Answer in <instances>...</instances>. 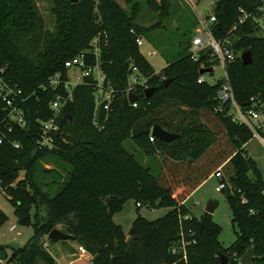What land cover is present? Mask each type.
I'll use <instances>...</instances> for the list:
<instances>
[{"label":"trees","instance_id":"obj_1","mask_svg":"<svg viewBox=\"0 0 264 264\" xmlns=\"http://www.w3.org/2000/svg\"><path fill=\"white\" fill-rule=\"evenodd\" d=\"M55 1L59 4L52 9L55 24L50 30L36 0H0V72L24 96L32 94L23 106L26 126L15 125L11 133L0 100L4 135L0 186L15 209L17 222L34 230L31 240L14 252L8 264H56L43 247L55 229L76 237L75 244L91 255L92 264H222L220 253L230 259L229 264H240L250 247L255 261L264 262V178L243 148L255 134L264 138V122L260 121H264V37L256 36L259 27L254 18L261 8L259 0H217L214 9L216 37H225L237 26L229 37L239 55L228 66L227 76L238 105L260 114L254 129L216 111L223 81L199 83L204 77L200 70L211 68L213 72L217 63L209 51L194 61L191 40L184 55L161 73L141 52L136 40L148 31L162 29L170 18L168 0H160L158 6L148 0L160 18L148 29L137 24L139 3L127 13L116 0ZM241 10L249 18L240 25ZM96 48L100 58L95 56ZM246 51L252 53L251 65L241 61L240 54ZM79 55L85 57L87 67L101 63L104 88L110 84L116 90L110 109H104L106 102L97 107V81L86 77L74 90L73 102L59 115L62 134L56 136L57 149L38 150V120H49L53 116L50 102L58 94L67 95L65 63ZM135 68L139 81L146 80L155 89L149 98L141 85L129 81ZM57 73L61 85L53 90L49 80ZM132 93L141 97L135 105L129 102ZM69 116L70 124L65 119ZM157 125L180 135L179 139L152 143L150 134L132 137L135 129L152 130ZM127 140L164 155L159 175L128 153ZM50 163L54 169H47ZM226 164L234 172L226 177L227 187L221 193L239 229L236 242L228 249L219 241L222 228L212 215L205 212L197 218L184 204ZM129 200L172 210L154 222L138 216L131 231L138 238L127 242L113 217ZM8 219L0 211V226ZM69 242L61 243L68 246Z\"/></svg>","mask_w":264,"mask_h":264},{"label":"rangeland","instance_id":"obj_2","mask_svg":"<svg viewBox=\"0 0 264 264\" xmlns=\"http://www.w3.org/2000/svg\"><path fill=\"white\" fill-rule=\"evenodd\" d=\"M95 1L98 2V0ZM154 1L158 6L160 0ZM168 1L171 4V16L164 23L163 28L148 31L144 36H141L144 43L140 49L150 60L151 65L157 73H161L168 63L175 62L184 55L185 45L190 42L195 35V28L193 25L196 22V11L202 14L211 11L210 3L213 0H205L203 2L190 0L194 8L186 0ZM36 2L38 10L45 21L46 28L52 30L55 24V17L52 9L56 4H59V2L57 3L55 0H36ZM120 2L121 4H118L127 11V13L131 12L132 5L135 3L140 4L141 12L137 19V24L145 29L156 25L160 20L159 14L155 13L151 7H149L152 5H149L151 3H149L148 0H120ZM97 13L101 20L100 13ZM254 18L259 27L256 36L264 37V11H257L254 14ZM233 40H237V38H233ZM153 52L156 54L152 55ZM100 55L101 54L99 53L98 58H100ZM236 55L238 56L239 53ZM99 66V73L94 77L97 79L98 83L102 85L103 91H97L95 95H97L102 101H105L110 97V94L114 95L113 92L116 90L110 84L107 85V89L104 88L106 77L102 71L101 63H99ZM68 75L70 84L73 86V84L78 83L77 78L81 76V73L78 69H71ZM224 77L225 70L218 63H214L212 73L204 75L205 80L211 85L222 82ZM129 81L131 83L132 78H130ZM260 121L264 122L263 119ZM124 147L143 167L150 169L153 175L157 176L160 174L164 160V155L162 153L152 150L147 151L140 148L133 140H127L124 143ZM243 148L264 178V142L260 140L259 136L255 135L254 138ZM46 167L47 169L55 168L52 163L47 164ZM68 170H70L69 167ZM233 172L234 170L230 164H226L223 167V174L225 177L229 178ZM253 176L254 174L251 172L249 177L252 178ZM219 184L220 181L213 176L197 189V191H195L184 204L191 214L197 218H201L205 213V209L210 201H214L218 204L212 217L214 222L222 228L219 241L225 249H228L236 242L239 229L232 223L233 214L225 196L223 193L216 191ZM141 205L142 207L138 208L135 200H129L124 204L123 209L113 217V221L122 227L127 239L131 236L133 223L138 216L143 217L148 222H154L163 219L172 210V208L169 207H159L157 205L151 206L147 203H141ZM0 211L9 218L2 226H0V247H2L7 254L5 263L8 264V261L13 257L15 252L12 248L8 247V245L11 243H18L21 247L26 246L33 237L34 230L32 227L23 226L17 222L15 209L8 200V197L2 190L1 186ZM12 226H16L15 231H11ZM67 245L68 246L63 245L61 242H50L49 251L56 257L58 261L57 263L91 264L86 258L87 256L84 257V255L79 253V246L76 245L75 242L70 241Z\"/></svg>","mask_w":264,"mask_h":264},{"label":"built area","instance_id":"obj_3","mask_svg":"<svg viewBox=\"0 0 264 264\" xmlns=\"http://www.w3.org/2000/svg\"><path fill=\"white\" fill-rule=\"evenodd\" d=\"M189 4L192 5L190 0H186ZM205 0H198V2H203ZM261 4L260 11H264V0H259ZM217 5V0H213L210 3L211 11L202 14L196 11V20L197 26L195 28V35L192 38L190 53L192 55V59L194 61H198L201 53L210 52L211 57L215 60L220 66H222L225 70V77L223 80V84L218 92V100L219 106L217 107L216 111L220 114L226 113L228 117L231 118L233 123L237 124H245L252 129H254L253 122H257L260 119V114L254 109H247L243 110L238 103L236 102L233 94V89L228 81L227 76V68L228 66L236 60V53L233 48V43L231 38L229 37L234 30L237 29L235 26L225 37H216L214 34V26L217 23V17L214 14V9ZM193 6V5H192ZM194 8V6H193ZM249 15L244 11L241 10V16L239 19V24H243ZM137 45L141 48L143 46V40L138 38L136 40ZM95 56L99 57L100 51L96 48ZM99 64L96 67H87L85 57L83 55H79L65 63V68L67 69L68 73L71 69H78L81 73V76L78 77V83L70 84L69 75L68 81L64 83V87L66 90L67 95L58 94V96L53 99L49 107L53 112V116L49 120H38L41 126V132L39 137L37 138L35 145L38 150H54L57 149L56 146V136L62 134L61 127L58 123V118L62 110L71 102H73V92L74 90L84 84L86 77H93L99 73ZM134 75L132 76V83H137L141 85L144 90L148 89L149 86L146 84V80L139 81L136 76L137 69H133ZM4 71L0 72V100L5 104V111L7 113V117L5 118L6 128L11 133L14 130V126L17 125L19 127L24 128L26 126L25 117H24V104L32 97L31 95L24 96L23 92L17 85H13L9 78L4 77ZM81 80V81H80ZM205 82V78L201 77L199 79V83ZM61 85L60 74L57 73L49 80V87L53 90H56ZM45 89V87H43ZM97 88L99 91H103L102 85H100L97 81ZM114 95L110 94V97L102 101L97 95H95V101L97 107H99L102 103L106 102L104 105V109L109 111L112 100ZM95 125L98 126L97 116H95ZM260 128V127H259ZM151 135V134H150ZM155 137L151 135L150 142H155ZM4 141V135L0 131V145ZM14 146L19 148L20 145L15 143ZM216 179L220 181L219 186L216 188L217 192H222L227 187V179L223 174V167L219 169L214 175ZM140 204H137V207H140ZM16 226L11 227V231H15ZM47 240L44 241L43 247L46 251H48L51 256L55 259L56 264L57 259L56 257L49 251L50 247V240L46 237ZM78 251L81 255H86V250L79 246ZM254 261L252 264H264V262ZM0 264H7L5 260L0 258Z\"/></svg>","mask_w":264,"mask_h":264},{"label":"water","instance_id":"obj_4","mask_svg":"<svg viewBox=\"0 0 264 264\" xmlns=\"http://www.w3.org/2000/svg\"><path fill=\"white\" fill-rule=\"evenodd\" d=\"M80 0H71L72 4H78ZM241 61L243 62L244 65H251L253 63V58H252V53L250 51H246L241 55ZM212 73V69L211 68H202L200 70V75L204 76L206 74H210ZM171 81V79L165 80L164 84L165 86H167L169 84V82ZM155 92L154 88H148L145 90L144 95L146 98H149L150 96H152ZM129 102L131 105H135L140 99L141 97L139 95H135V94H130L129 95ZM67 123H71L72 121V117H66L65 118ZM151 134L152 136H154L157 140L161 141V142H165V143H170L176 139H179L180 135L174 134V133H170L166 130H164L161 126L157 125L155 127H153L152 130H141V129H135L132 131V137L137 138L140 137L142 135H149ZM218 207V204L215 203L214 201H210L205 209V212L213 215L216 208ZM48 238L51 242L53 243H59V242H64V241H73L75 242L77 240L76 237H73L71 235H67L66 233L55 229L53 230L49 235ZM138 237H134V236H130L127 239V242L132 241L133 239H136ZM8 247L12 248L14 251H17L18 249H20L21 245L18 243H11L8 245ZM254 256H255V251L253 247H250L247 252L242 256V258L240 259V264H252L254 261ZM0 258L2 260H6L7 259V254L5 251L0 250ZM219 258L222 264H229L230 259L220 253L219 254Z\"/></svg>","mask_w":264,"mask_h":264},{"label":"crops","instance_id":"obj_5","mask_svg":"<svg viewBox=\"0 0 264 264\" xmlns=\"http://www.w3.org/2000/svg\"><path fill=\"white\" fill-rule=\"evenodd\" d=\"M118 3H120L121 4V2H120V0H116ZM141 52L143 53V55L147 58V56L144 54V52L141 50ZM156 53L155 52H153L152 53V55H155ZM147 60L150 62V60L147 58ZM151 64V63H150ZM255 135H257V136H259L258 134H255ZM259 138H260V140L262 141V142H264V138H261L260 136H259ZM246 146V145H245ZM212 178V177H211ZM199 189V188H198ZM197 191V190H196ZM87 256V257H86ZM84 257H86L89 261H90V263L92 264V257H91V255H89V254H86V255H84Z\"/></svg>","mask_w":264,"mask_h":264}]
</instances>
